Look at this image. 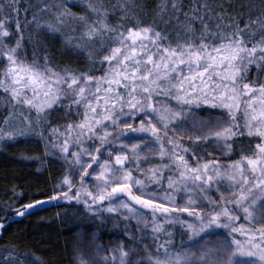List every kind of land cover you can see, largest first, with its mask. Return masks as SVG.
Listing matches in <instances>:
<instances>
[{
	"label": "snow or ice",
	"instance_id": "obj_1",
	"mask_svg": "<svg viewBox=\"0 0 264 264\" xmlns=\"http://www.w3.org/2000/svg\"><path fill=\"white\" fill-rule=\"evenodd\" d=\"M0 107V147L63 169L15 214L118 229L76 264H264V0H0Z\"/></svg>",
	"mask_w": 264,
	"mask_h": 264
},
{
	"label": "trees",
	"instance_id": "obj_2",
	"mask_svg": "<svg viewBox=\"0 0 264 264\" xmlns=\"http://www.w3.org/2000/svg\"><path fill=\"white\" fill-rule=\"evenodd\" d=\"M45 43L59 56V39L45 37ZM59 62L77 66L76 58L62 57ZM4 110L0 107V112ZM27 141L21 139L16 144L8 143L0 150V223L5 225L0 230V248L15 246L22 252L30 253L24 264H35L33 256L39 259L40 264H74L72 243L76 233L95 230L101 236L102 232L110 234L118 229L112 227L109 220L104 227L96 224L87 228L88 223L95 218H89L82 208L61 207L62 201H53L46 206L36 207L24 216H17L13 209L52 195L54 184L63 171L60 164L52 165L51 160H46L45 165H42L40 160L21 159L22 155L31 156L30 152H22ZM39 153L44 158V152ZM215 155L218 156L219 153ZM51 169L58 171L55 178L48 175ZM40 171L45 173L40 175ZM13 189L20 195L14 194ZM57 213L60 214L59 217Z\"/></svg>",
	"mask_w": 264,
	"mask_h": 264
},
{
	"label": "rangeland",
	"instance_id": "obj_3",
	"mask_svg": "<svg viewBox=\"0 0 264 264\" xmlns=\"http://www.w3.org/2000/svg\"><path fill=\"white\" fill-rule=\"evenodd\" d=\"M68 7L71 11L76 12L77 14H82L80 7H73L72 4H69ZM41 145H42V143H40V147H41ZM40 147H39V143L37 142V140L31 139V140L27 141L26 144L23 146L22 152H30L31 156L41 157L43 159V157L40 155L39 152H41V151L44 152V149L40 148ZM2 148H3V146L0 147V150H2ZM32 160H36V159H32ZM44 173L45 172L40 171V175H43ZM57 173H58V171H54L51 169V171L49 172L48 175L55 178L57 176ZM58 183H59V180L57 181V183L54 184V188ZM89 186L93 187V185L91 183L89 184ZM31 210H33V209H31ZM31 210H29V211H31ZM71 214H74V212L73 213L71 212ZM87 216L89 218H91V216H89V215H87ZM104 219L109 220V224L112 227H114L113 223L111 222V220L107 216H105ZM96 224L99 227L105 226V225H100L96 221V219H94L88 223L87 228H90L91 226H95ZM94 233L96 234L95 243L101 244L107 248V247L111 246L109 243L110 238H112L116 232H112L110 234L102 232L103 234L101 236L98 235V233L95 232V230H81L79 233H76L74 238H73V243H72V251L74 254V264H76V257H77L78 253H83L86 259H90V258L94 257V255H95L94 245H93V234ZM177 239H179V237H177Z\"/></svg>",
	"mask_w": 264,
	"mask_h": 264
},
{
	"label": "water",
	"instance_id": "obj_4",
	"mask_svg": "<svg viewBox=\"0 0 264 264\" xmlns=\"http://www.w3.org/2000/svg\"><path fill=\"white\" fill-rule=\"evenodd\" d=\"M47 204H49V203H45L43 205H38L37 208H39L40 206H46Z\"/></svg>",
	"mask_w": 264,
	"mask_h": 264
}]
</instances>
